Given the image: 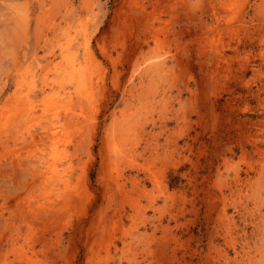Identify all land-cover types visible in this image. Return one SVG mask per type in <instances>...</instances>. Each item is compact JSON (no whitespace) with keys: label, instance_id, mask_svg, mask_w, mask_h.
Returning a JSON list of instances; mask_svg holds the SVG:
<instances>
[{"label":"rangeland","instance_id":"374dc122","mask_svg":"<svg viewBox=\"0 0 264 264\" xmlns=\"http://www.w3.org/2000/svg\"><path fill=\"white\" fill-rule=\"evenodd\" d=\"M0 264H264V0H0Z\"/></svg>","mask_w":264,"mask_h":264}]
</instances>
